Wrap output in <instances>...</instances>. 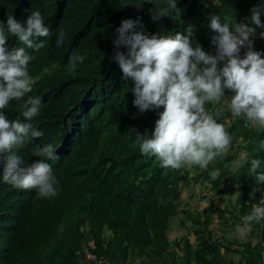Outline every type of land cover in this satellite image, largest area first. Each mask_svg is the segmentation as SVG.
<instances>
[{
    "label": "trees",
    "instance_id": "obj_1",
    "mask_svg": "<svg viewBox=\"0 0 264 264\" xmlns=\"http://www.w3.org/2000/svg\"><path fill=\"white\" fill-rule=\"evenodd\" d=\"M160 2L167 5V0ZM258 4L264 0H177L179 16L173 12L154 22L153 0H0V21L6 22L8 13L24 21L30 14L24 10L31 8L41 11L50 29L47 38H31L44 40L39 52L8 36L10 50L24 47L34 56L29 74L36 80L31 93L0 111L10 121L23 122L27 96L40 98L39 114L31 123L43 135L14 151L31 164L41 158L37 144L51 143L56 159L45 162L52 166L59 189L53 198H40L35 189L19 194L21 188L4 182L0 172V264H264V220L249 233L257 239L254 244L240 240L236 245L226 235L264 198V183L258 184L249 171L254 158L261 161L258 172L264 171V131L242 117L233 118L222 102L217 107L224 112L216 119L228 130L235 152L244 153L238 166H226L230 156L213 160L193 178L182 175V169H164L154 156L140 153L132 131L154 130L157 113L139 112L133 104L134 84L112 60L115 29L123 19L141 18L148 33L186 35L192 25L194 39L215 54L211 16L242 22ZM61 30L66 36L57 47ZM253 39L255 50L264 54V38ZM74 51L85 60L70 73L68 59ZM191 179L207 183L214 195L238 197L222 208L209 202L200 211L180 210L185 205L182 190ZM179 211L183 219L177 227L188 230V236L170 240ZM88 237L93 240V247L87 246L91 261L81 255Z\"/></svg>",
    "mask_w": 264,
    "mask_h": 264
},
{
    "label": "clouds",
    "instance_id": "obj_2",
    "mask_svg": "<svg viewBox=\"0 0 264 264\" xmlns=\"http://www.w3.org/2000/svg\"><path fill=\"white\" fill-rule=\"evenodd\" d=\"M153 3L155 8L150 12L154 22L173 12L179 16L181 12L177 0H167L166 6L160 0ZM24 11L30 13L24 21L10 13L6 22L0 21V110L6 109L10 101H21L31 93L36 80L29 74L34 56L26 53L24 47L10 50L8 36L39 52L45 47L44 40L36 43L31 38L50 35L41 11L31 8ZM250 11V18L235 23L221 15L211 16L209 27L215 33L211 37L215 54L206 52L194 39L192 25L186 35L148 33L141 18H137L123 19L115 29L112 60L118 63L124 79L134 84L133 104L141 114L153 110L158 116L154 130L140 133L132 129L134 143L142 155L154 156L164 169L191 166L207 169L210 162L226 154L232 145L225 125L216 119L224 112L223 107H217L222 102L233 118L242 117L264 131V54L255 50L253 39L264 38V31H257L264 28L261 20L264 4ZM65 36L61 30L55 40L57 47L64 43ZM121 47L127 51H121ZM84 60V55L74 51L68 59L67 71H75ZM209 104L213 105L212 110L206 107ZM40 105L39 97L27 96L23 122L10 121L0 111V172L4 182L21 188L17 189L19 194L22 189H35L40 198H53L58 195V180L52 166L45 162L56 159L53 145L37 144L35 151L41 158L31 164L14 151L26 141L42 137L43 133L31 123L38 116ZM260 146L264 147V140ZM260 167L259 159L250 161L249 171L258 184L264 183V171L258 172ZM210 175L215 179L217 173L213 171ZM261 220H264V198L253 204L251 212L235 226L238 238L246 239L253 224ZM87 246L93 247L90 237L83 247L82 258L94 260Z\"/></svg>",
    "mask_w": 264,
    "mask_h": 264
},
{
    "label": "rangeland",
    "instance_id": "obj_3",
    "mask_svg": "<svg viewBox=\"0 0 264 264\" xmlns=\"http://www.w3.org/2000/svg\"><path fill=\"white\" fill-rule=\"evenodd\" d=\"M228 120L229 119L226 118L225 121L228 122ZM230 156L233 159L230 162H228L226 166H229L231 168L237 167L238 164L240 163V160L244 159V153L242 151L238 153L235 152V145H232L231 149L221 157L226 158ZM202 172H204V170L200 169L198 166H191V167L182 168L181 174L182 175L188 174L190 178H193L195 177V175L201 174ZM208 188H209V185L205 183L204 181L200 180L196 182L191 179L189 182V185L186 186L184 190H182L181 198L185 202V205L182 206L180 210L187 209V210L193 211L197 209L200 211L209 202H213L214 206L222 208L224 207V205H226L229 202L233 203L235 199L238 197V194H235L233 196H225L222 194L214 195V193L212 191H209ZM180 219H183V214L179 211L177 218L171 223V226H170V231L168 233V237L170 240H173V238L175 237L188 236V230L177 227V223L179 222L178 220ZM214 223L216 224L217 221L215 220ZM189 224L190 223L186 221V225L188 227H190ZM222 229H224V227L221 228L220 231H218L217 233H216V230H214V232L218 236H222V233H223L221 231ZM226 235L230 239H232V241H234L236 245H238L241 241L245 243L250 240L253 244L257 241L256 238L250 237L249 235L247 236L246 239H243V240L239 239L235 232V229H233L230 233H227ZM189 236L191 237L190 238L191 242H193L192 234H189ZM238 259H239V255L234 257V260H238ZM96 264H101V263L98 262Z\"/></svg>",
    "mask_w": 264,
    "mask_h": 264
}]
</instances>
